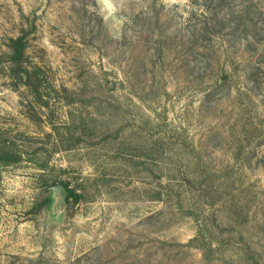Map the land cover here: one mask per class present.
Instances as JSON below:
<instances>
[{
    "label": "rangeland",
    "instance_id": "374dc122",
    "mask_svg": "<svg viewBox=\"0 0 264 264\" xmlns=\"http://www.w3.org/2000/svg\"><path fill=\"white\" fill-rule=\"evenodd\" d=\"M0 264H264V0H0Z\"/></svg>",
    "mask_w": 264,
    "mask_h": 264
},
{
    "label": "trees",
    "instance_id": "16d2710c",
    "mask_svg": "<svg viewBox=\"0 0 264 264\" xmlns=\"http://www.w3.org/2000/svg\"><path fill=\"white\" fill-rule=\"evenodd\" d=\"M28 40L26 35H20L16 38H11L8 47L11 50L10 60L14 65V71L19 72L22 69L23 63L26 61V50H27ZM64 185L70 192V197L74 195L72 189L69 188L67 183H60ZM50 198L47 197L43 202L44 205H48Z\"/></svg>",
    "mask_w": 264,
    "mask_h": 264
},
{
    "label": "water",
    "instance_id": "95a60500",
    "mask_svg": "<svg viewBox=\"0 0 264 264\" xmlns=\"http://www.w3.org/2000/svg\"><path fill=\"white\" fill-rule=\"evenodd\" d=\"M52 192L50 204V215L53 220L61 219L66 213L68 200L70 198L69 190L62 184H56L50 187Z\"/></svg>",
    "mask_w": 264,
    "mask_h": 264
}]
</instances>
